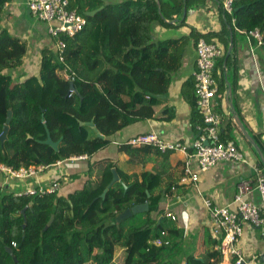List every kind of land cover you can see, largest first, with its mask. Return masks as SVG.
Listing matches in <instances>:
<instances>
[{
    "label": "trees",
    "instance_id": "1",
    "mask_svg": "<svg viewBox=\"0 0 264 264\" xmlns=\"http://www.w3.org/2000/svg\"><path fill=\"white\" fill-rule=\"evenodd\" d=\"M10 1L0 0V135L12 112L7 139L0 142V164L19 170L86 160V173L97 169L99 174L68 195L17 196L9 187L1 188L5 175L0 172V264H115L118 248L125 251L124 264H178L171 259L177 248L170 236L175 227L165 223L161 195L155 193L159 177L146 172L124 177L117 162L97 158L111 146V137L129 124L173 119L170 110L168 118L164 113L156 116V106L181 68L191 38L195 46L204 38L224 49L215 74L220 94L224 93L225 73L233 62L232 54L227 57L231 43L227 29L207 34L192 29L189 36L155 40L156 24L172 28L167 20H181L185 8L202 0H72L71 8L87 20L75 37L61 36L66 43L65 63L76 74L75 80L71 83L58 74L55 52L49 49L41 53L39 73L19 80L15 71L23 67L28 45L1 26ZM101 7L94 16L87 15ZM233 10L232 16L225 13L234 22L233 32L259 29L264 33V0H235ZM186 26L187 18L179 24ZM186 83L184 92L190 91L202 127L195 110V78ZM82 122H93L104 138ZM47 131L59 143L58 151L42 143ZM230 131V126L221 130L224 142L233 141L225 136ZM254 139L264 152L260 140ZM128 142L119 152L134 155L144 148ZM80 156L86 158L73 159ZM259 166L264 170L261 161ZM114 169L122 182H116L103 198ZM143 204H148V210L140 213L146 216L143 225L128 228L127 220L116 221L126 210ZM158 238L169 244L157 246ZM223 258L214 249L203 259L188 256L183 264H222Z\"/></svg>",
    "mask_w": 264,
    "mask_h": 264
},
{
    "label": "crops",
    "instance_id": "2",
    "mask_svg": "<svg viewBox=\"0 0 264 264\" xmlns=\"http://www.w3.org/2000/svg\"><path fill=\"white\" fill-rule=\"evenodd\" d=\"M28 1L11 0L7 3L1 26L27 43L28 53L23 67L15 72L30 76L39 73L42 51L49 49L55 52V46L54 39L49 34L48 25L31 15ZM108 1L120 3L125 0ZM163 1L169 2V0ZM224 1L202 0L194 3L186 9L185 18H187L188 27H179L183 17L181 20L176 17L174 21L167 20L173 25L172 28L156 24L153 36L155 40H166L183 35L189 36L192 29L199 34L227 29L230 41L231 37L233 41V62L225 73V81L227 75L232 94L229 98L228 89L220 94L216 99V108L219 111L221 102L220 110L224 121L221 130L225 131L230 126L231 131L225 136L233 138L238 147L245 152L247 161L220 163L203 173L200 180L194 183L182 182L186 157L180 151L161 154L153 148L144 147L139 148L134 155L119 152L121 145L138 135L151 131L158 132L166 140L184 144H191L199 136L200 117L195 114L193 99L189 96L190 91L187 94L184 92L186 89H183L187 85L186 82L194 81L197 70L196 46L192 38L186 45L181 68L173 76L168 92L160 97L156 106V116L164 113V118H168L171 115L170 110L174 113L173 119L171 121L143 120L129 124L111 137V146L97 158V160L112 159L113 162H117L120 173L124 177L139 176L145 172L159 177L155 193L161 195V204L164 206L165 213H173L176 217V221L167 218L164 220L166 224L175 227L170 236L172 244L177 248L171 259L178 264H183L185 258L191 255L203 259L207 252L216 249V244L220 242L205 200H211L214 204L221 206L233 205L239 185L254 179L256 170L260 169L259 156L237 125L229 101L233 103L237 115L249 134L253 138H258L264 146V46H259L254 38H249L244 32H233L234 22L225 15ZM171 6L173 7L174 4L171 3ZM217 76L219 78V73ZM190 88L193 92V87ZM84 161L49 167L39 175L38 179L11 183L10 190L24 193L35 184L50 185L55 180H60L59 193L68 195L83 188L89 179L99 174L97 169L91 175L87 174V161ZM114 170L117 171V169ZM117 174L121 180L118 171ZM2 182L4 183V179ZM250 200L260 205V193L254 191L250 195ZM145 221L146 216L140 213L135 214L126 221V226L128 228L141 226ZM238 248L245 264H264V238L260 229L245 225ZM119 256L122 259L120 263L124 264V249L121 248ZM116 260L117 258H115V264H117ZM235 260L236 258L232 255L224 256L222 264H234Z\"/></svg>",
    "mask_w": 264,
    "mask_h": 264
},
{
    "label": "built area",
    "instance_id": "3",
    "mask_svg": "<svg viewBox=\"0 0 264 264\" xmlns=\"http://www.w3.org/2000/svg\"><path fill=\"white\" fill-rule=\"evenodd\" d=\"M72 0H29L28 9L33 17L48 25L49 34L56 39L55 55L59 64L60 76L69 82H73L76 74L65 63L66 43L61 36L73 38L82 32L87 26L86 18L76 9L71 8ZM235 0H225L223 3L224 12L233 14ZM7 4L5 5V7ZM249 38H254L259 46H264V33L259 29L246 33ZM196 65L195 78V110L200 113L202 127H199V136L191 143L184 144L178 141H170L163 138L158 132L151 131L129 140L132 147L150 146L159 150L162 154L169 152H182L185 159L182 182L197 183L203 173L210 171L216 165L226 162L247 161L245 152L238 147L235 141L224 142L221 138L223 126V115L216 108V99L220 96L219 84L216 80L217 63L224 55V49L214 43L207 42L204 38L199 39L196 44ZM86 156L74 157L73 159H85ZM57 162L56 165H61ZM47 166L21 168L14 170L4 164H0V172L5 175L1 188L12 187L11 183L26 182L30 179H38ZM256 179L242 182L234 197L233 205L221 206L214 204L211 200H205L209 209L211 221L220 242L216 250L223 256L232 255L236 258L234 264H245L238 244L244 234V226L248 225L261 230L264 238V170H256ZM60 180H55L50 185L38 184L24 193L15 192L17 196L46 195L60 191ZM258 191L261 204L258 205L250 200V195ZM167 219L176 221L173 213H166ZM166 237V233H163ZM158 238L155 241L157 246L168 245L169 241Z\"/></svg>",
    "mask_w": 264,
    "mask_h": 264
},
{
    "label": "water",
    "instance_id": "4",
    "mask_svg": "<svg viewBox=\"0 0 264 264\" xmlns=\"http://www.w3.org/2000/svg\"><path fill=\"white\" fill-rule=\"evenodd\" d=\"M102 9L99 8L97 9L96 11H93V12H90L88 13L87 15L88 16H94L96 13H98L100 10ZM187 15V10L186 8L184 9V14H183V20L185 19ZM232 50H233V41H232V37H231V43H230V46H229V49H228V52H227V57L231 56L232 54ZM226 85H227V89H228V93L227 95L231 96L232 94V88H231V84L229 83L228 81V76L226 75ZM229 104H230V107L232 109V113L233 115H235V119H236V123L237 125L239 126L242 134L244 135V137L246 138V140L249 142V144L255 149V151L257 152V155L259 156V159L262 163V165L264 166V152L262 151L261 147L257 144L256 140L249 134V132L246 130V128L244 127L241 119L239 118V116L237 115L236 113V110L233 106V103L231 102V100L229 101ZM11 118H12V112H9L8 114V119H7V122H6V125L4 127V130L2 132V134L0 135V142L3 144L6 139H7V135H8V131H9V124L11 122ZM43 121L44 120V117H43ZM80 125H86V126H89L91 128H93L95 130V132L97 133L98 137L100 138H104L103 135H101V133L99 132V130L95 127V124L93 122H90V123H81ZM43 144H46L48 146H51L53 149H55L56 151H58V146H59V143H56L52 140L51 138V135L49 133V131H47V139L45 141H42ZM113 174H114V177H113V180L112 182L110 183V185L107 187V189L104 191L102 197L105 198L106 195H107V192L108 190L116 183V182H122L117 174V171L116 170H113ZM148 210V204H143V205H137L131 209H128L126 210L125 212H123L121 215H119L116 219V221L118 223H122V222H125L126 220L130 219L133 215L135 214H139V213H143V212H146ZM54 220V217L51 218L50 220V223L51 224ZM10 253L11 250H9ZM17 260L15 259V262Z\"/></svg>",
    "mask_w": 264,
    "mask_h": 264
},
{
    "label": "rangeland",
    "instance_id": "5",
    "mask_svg": "<svg viewBox=\"0 0 264 264\" xmlns=\"http://www.w3.org/2000/svg\"><path fill=\"white\" fill-rule=\"evenodd\" d=\"M29 74H25V73H21L20 75H19V72H17V74L15 75L16 76V78L17 79H19V80H22L23 78H25V77H27ZM41 175V174H40ZM33 179H35V178H33ZM5 180V179H4ZM60 183V182H59ZM3 185V184H2ZM60 185H61V183H60ZM129 220V219H128ZM120 251H121V248H118V250H117V254H116V258H117V260H116V263L117 264H121L120 262H121V257L119 256V254H120Z\"/></svg>",
    "mask_w": 264,
    "mask_h": 264
}]
</instances>
